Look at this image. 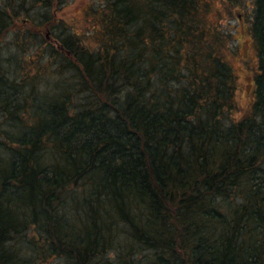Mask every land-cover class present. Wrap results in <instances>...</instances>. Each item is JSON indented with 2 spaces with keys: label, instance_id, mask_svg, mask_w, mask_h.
Returning a JSON list of instances; mask_svg holds the SVG:
<instances>
[{
  "label": "trees",
  "instance_id": "trees-1",
  "mask_svg": "<svg viewBox=\"0 0 264 264\" xmlns=\"http://www.w3.org/2000/svg\"><path fill=\"white\" fill-rule=\"evenodd\" d=\"M215 1L100 0L91 43L56 34L0 77V264H264V0L238 118Z\"/></svg>",
  "mask_w": 264,
  "mask_h": 264
},
{
  "label": "rangeland",
  "instance_id": "rangeland-1",
  "mask_svg": "<svg viewBox=\"0 0 264 264\" xmlns=\"http://www.w3.org/2000/svg\"><path fill=\"white\" fill-rule=\"evenodd\" d=\"M226 2L224 6L221 0H216L208 19L212 23L222 24L235 40L230 43L225 59L236 78L235 101L238 110L235 116L238 118L246 113L254 98L257 53L249 30L254 0ZM99 3L100 0H0V10L5 13V26L0 31V77L22 84L27 77L34 76V70L25 66H30L35 51H42L44 59H49V46L54 45L53 37L56 34L69 30L91 43L93 38L89 33L93 31L95 20L87 13ZM24 40L27 42L24 43ZM47 69L50 71L44 69L35 80L39 91L43 88L54 90L60 81V74L54 72V67ZM0 130H10L1 117ZM113 257L112 252L110 258ZM49 261L51 264L63 262L59 258Z\"/></svg>",
  "mask_w": 264,
  "mask_h": 264
}]
</instances>
